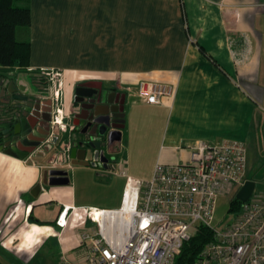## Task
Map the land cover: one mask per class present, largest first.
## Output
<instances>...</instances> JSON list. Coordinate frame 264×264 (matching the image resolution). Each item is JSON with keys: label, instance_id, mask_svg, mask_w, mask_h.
I'll return each instance as SVG.
<instances>
[{"label": "crops", "instance_id": "obj_1", "mask_svg": "<svg viewBox=\"0 0 264 264\" xmlns=\"http://www.w3.org/2000/svg\"><path fill=\"white\" fill-rule=\"evenodd\" d=\"M31 9L29 67H0L5 83L26 70L46 91L50 82L39 84L37 74L56 71L71 118L81 82L118 91L143 80L174 86L159 104L127 96L125 127L108 155L123 157L133 176L149 179L158 163L189 160L200 140L247 141L264 121V0H31ZM54 154L23 159L0 150V264H56L55 253L57 264L80 262L88 189L116 184L114 200L100 208L122 205L126 178L110 166L67 164L68 184H44Z\"/></svg>", "mask_w": 264, "mask_h": 264}, {"label": "built area", "instance_id": "obj_2", "mask_svg": "<svg viewBox=\"0 0 264 264\" xmlns=\"http://www.w3.org/2000/svg\"><path fill=\"white\" fill-rule=\"evenodd\" d=\"M46 80L54 106L48 144L62 128L69 131L74 125L57 95V72H47ZM174 91L171 84L150 80L124 88L128 97L152 104L162 103ZM66 159L59 153L46 168H64ZM124 163L120 157L107 170L126 178L122 205L88 209L91 225L80 232L84 257L64 264H175L197 225L213 228L218 197L235 187L239 191L248 180L247 148L236 140H200L189 160L158 163L149 179L131 175ZM67 213L65 208L59 215L61 227L68 223ZM213 230L214 238L197 264H264V193L243 202L237 218L224 229Z\"/></svg>", "mask_w": 264, "mask_h": 264}, {"label": "water", "instance_id": "obj_3", "mask_svg": "<svg viewBox=\"0 0 264 264\" xmlns=\"http://www.w3.org/2000/svg\"><path fill=\"white\" fill-rule=\"evenodd\" d=\"M127 94L105 86L103 81L81 82L75 91V109L72 114L74 129L68 138L56 137L45 144L53 118V101L48 89L30 86L23 80L0 82V150L23 159L35 154L45 157L56 149L53 156L66 154L67 164L111 166L108 153L125 127ZM60 139V140H59ZM69 172L64 168H46L43 183L68 184ZM255 182L247 180L237 192L242 202L254 193ZM41 184L33 189L37 195Z\"/></svg>", "mask_w": 264, "mask_h": 264}, {"label": "trees", "instance_id": "obj_4", "mask_svg": "<svg viewBox=\"0 0 264 264\" xmlns=\"http://www.w3.org/2000/svg\"><path fill=\"white\" fill-rule=\"evenodd\" d=\"M31 24V0H0V67H29ZM36 80L38 83L46 81L45 71L38 72ZM242 204L235 195L230 202V210L239 211ZM212 238L213 228L205 224L197 225L190 239L184 243L175 264H197Z\"/></svg>", "mask_w": 264, "mask_h": 264}, {"label": "rangeland", "instance_id": "obj_5", "mask_svg": "<svg viewBox=\"0 0 264 264\" xmlns=\"http://www.w3.org/2000/svg\"><path fill=\"white\" fill-rule=\"evenodd\" d=\"M24 82L26 81L30 86L36 87L34 84L33 76L26 70H23L22 76L20 77ZM62 140L68 138V133L62 134L60 137ZM247 152H248V179L253 180L256 184L253 197L264 193V121L261 125L253 127V133L250 135L247 141H244ZM122 147L121 141L116 144V155H119V150ZM56 151V149H54ZM52 152L47 153L48 157ZM115 155V156H116ZM120 158V157H119ZM105 177H108L105 175ZM108 183H117L116 179L109 177L106 179ZM79 186V184H78ZM116 184L111 187H107L103 184L101 186L93 187L88 189L87 195L83 188L78 187V194L86 195V203L88 204L87 211L92 206L98 208L107 206L108 203H112L114 200L113 191L116 190ZM109 189L113 191H109ZM238 187L233 188L230 193H224L218 197L216 212L212 221V227L217 230H222L228 224L232 223L238 216V210H230V202L232 198L237 194ZM80 197V196H79ZM95 207V208H97ZM56 264L60 262V254L55 253ZM44 256H40L42 259ZM20 264V263H14Z\"/></svg>", "mask_w": 264, "mask_h": 264}, {"label": "flooded vegetation", "instance_id": "obj_6", "mask_svg": "<svg viewBox=\"0 0 264 264\" xmlns=\"http://www.w3.org/2000/svg\"><path fill=\"white\" fill-rule=\"evenodd\" d=\"M117 89V88H116ZM118 90V89H117ZM122 92H124V91H122ZM108 155V154H107ZM108 157H109V155H108ZM109 164L110 165H112V164H114V162H115V160H116V158H111V157H109Z\"/></svg>", "mask_w": 264, "mask_h": 264}, {"label": "bare ground", "instance_id": "obj_7", "mask_svg": "<svg viewBox=\"0 0 264 264\" xmlns=\"http://www.w3.org/2000/svg\"><path fill=\"white\" fill-rule=\"evenodd\" d=\"M4 76H5V75H4ZM34 84H35V83H34ZM37 84H38V83H37ZM39 84H40V83H39ZM39 86H40V85H38V87H39ZM36 87H37V86H36ZM89 223H90V222H89ZM89 225H90V224H89ZM78 235H79V234H78ZM78 235H77V236H78ZM212 239H213V238H212Z\"/></svg>", "mask_w": 264, "mask_h": 264}]
</instances>
